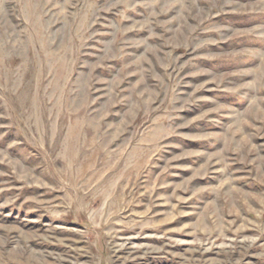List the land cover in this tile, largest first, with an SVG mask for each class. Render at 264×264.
<instances>
[{
	"label": "rangeland",
	"instance_id": "1",
	"mask_svg": "<svg viewBox=\"0 0 264 264\" xmlns=\"http://www.w3.org/2000/svg\"><path fill=\"white\" fill-rule=\"evenodd\" d=\"M0 264H264V0H0Z\"/></svg>",
	"mask_w": 264,
	"mask_h": 264
}]
</instances>
